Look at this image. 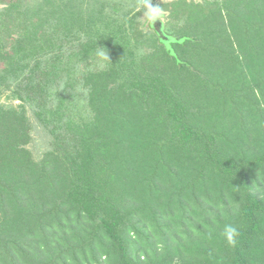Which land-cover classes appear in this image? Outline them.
<instances>
[{
	"label": "trees",
	"instance_id": "obj_1",
	"mask_svg": "<svg viewBox=\"0 0 264 264\" xmlns=\"http://www.w3.org/2000/svg\"><path fill=\"white\" fill-rule=\"evenodd\" d=\"M219 1L0 0V264H264V0Z\"/></svg>",
	"mask_w": 264,
	"mask_h": 264
},
{
	"label": "rangeland",
	"instance_id": "obj_2",
	"mask_svg": "<svg viewBox=\"0 0 264 264\" xmlns=\"http://www.w3.org/2000/svg\"><path fill=\"white\" fill-rule=\"evenodd\" d=\"M172 1H175V0H152V3H153L154 6L155 5H160L163 9H165L167 11V14H168L167 15V21H166V23L160 24V22L157 21L156 24H155L157 27H159V29H160V31L162 33H167V31H170L169 29H171L170 24H169L168 21L170 20V15H171V12H172V7L170 6V8H167L166 5L167 4L170 5V3ZM188 1L191 2L187 6V8L189 10V12L187 13L188 15H198V16H200L202 18H208L209 15L210 16L214 15L216 17V19H218L220 21V8H219L220 1L219 0H217V1H212V0H199V4H197L196 1H194V2L192 0H188ZM131 3H132V0H128L127 5H129V7H130ZM179 5H181L180 6L181 9H184V7H185L184 4H179ZM143 12H144V10H142V12L139 14L137 21H140L139 23H140V27L141 28L148 29L149 28L148 27V24H146L144 22ZM176 32H177L176 35L177 34L178 35H180V34H184L185 35V33H189L190 32V29H185L184 28L183 30H176ZM162 33H160V34H162ZM162 35L165 36V37H167L164 34H162ZM187 35L190 36V33L187 34ZM170 39L180 41L177 38V36H175V37L173 36ZM205 39L206 40H204V41H206V42H211L212 41V38L211 37H208L207 38V36H206ZM168 47L170 48L171 53L173 55H175L176 54V49H175L174 45H173V48H172V46H168ZM1 102L5 103V102H10V101H7L6 95L3 94L1 96ZM12 103L17 104L18 101L15 100V101H12Z\"/></svg>",
	"mask_w": 264,
	"mask_h": 264
},
{
	"label": "clouds",
	"instance_id": "obj_3",
	"mask_svg": "<svg viewBox=\"0 0 264 264\" xmlns=\"http://www.w3.org/2000/svg\"><path fill=\"white\" fill-rule=\"evenodd\" d=\"M142 7L144 8L143 17L144 22L149 26L155 25L157 21L160 24H164L167 21V11L160 5H153L152 0H143ZM102 58H108L103 51L98 53ZM223 237L229 246H236L238 237L240 236V230L237 225L233 223H227L223 227Z\"/></svg>",
	"mask_w": 264,
	"mask_h": 264
}]
</instances>
